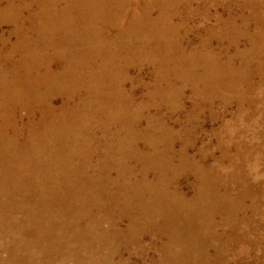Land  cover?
Instances as JSON below:
<instances>
[{
    "label": "bare ground",
    "instance_id": "6f19581e",
    "mask_svg": "<svg viewBox=\"0 0 264 264\" xmlns=\"http://www.w3.org/2000/svg\"><path fill=\"white\" fill-rule=\"evenodd\" d=\"M71 1L0 0V27L11 26L0 30V264H155L158 246V264H222L207 251L227 247L221 239L230 236H212L213 217L226 225L237 203L218 195L188 143L176 148L179 135L162 116L144 113L179 108L187 85L198 95L230 88L233 57L211 53L209 40L233 45L235 17L213 16L189 48L182 42L191 29L153 28V10L193 11V1L148 0L124 28L134 0H109L104 20L81 28L64 25ZM240 55L260 63L264 46L254 37ZM148 69L149 82L130 76ZM190 173L192 198L180 184ZM181 249L190 254L166 255ZM127 250L138 261H126Z\"/></svg>",
    "mask_w": 264,
    "mask_h": 264
},
{
    "label": "rangeland",
    "instance_id": "374dc122",
    "mask_svg": "<svg viewBox=\"0 0 264 264\" xmlns=\"http://www.w3.org/2000/svg\"><path fill=\"white\" fill-rule=\"evenodd\" d=\"M108 1H71L69 7L72 6V9L65 11L67 19L64 25L81 28V25L88 23H100L104 20V15L112 10ZM147 1L134 0V4L125 6L126 9L121 16L124 21L121 24L123 28L128 23H133L138 7ZM176 1L150 0V3L156 6L159 2L175 3ZM192 1L195 2V5L191 6L193 11L177 9L165 13L154 8L153 16L156 20L152 27L172 26L169 28L191 29L187 39L182 43L189 48H196L197 41L205 35L204 31L214 27V21L211 19L214 18L213 16L219 14L224 17L226 14H231L233 18L235 17L236 41L231 39L234 41L233 45L230 44L229 39L218 44L216 38L212 37L209 40V50L211 53H216L220 49L225 54L232 55L231 67L235 69L233 84L228 90L217 94L218 97L203 93L195 94L197 88L187 85L181 90L179 108L157 104L158 106L151 108L144 115L162 116L163 123L172 128L173 133L179 135V139L176 136L173 138L176 148L181 142L188 143V158L199 160L196 163H202L206 170L208 169L214 179L218 195L224 201L231 202L230 204L237 203L233 213L225 218L226 225L216 227L221 222L222 216L218 214L213 217L214 226L210 231L212 236L213 233L216 235L225 233L230 237L228 239L223 236L221 239L227 247L216 250L214 248L217 246L216 243V246L207 251L209 255L218 252L224 259L222 264H264V56L259 60L260 63L246 62L240 57V54L248 50L250 39L254 37L258 45L264 46V0H178L179 3L184 2L180 4ZM10 28L9 25L2 26L0 30L9 31ZM1 51L4 55L9 52L8 49ZM224 53L219 56L222 62L227 60V55ZM1 58L6 59L5 56ZM3 59L1 62L4 61ZM130 76H138L142 82H149L150 69L133 70ZM145 93L144 90L136 89V96L144 97ZM142 122L144 123V119ZM196 183L191 173L180 181L181 192L185 197L194 196ZM156 223L161 222L156 221ZM127 225L122 223L121 228L125 229ZM159 247L152 251L155 252V264L162 261L160 254H164L162 251L158 252V249H162ZM186 254L189 255L190 252L184 249L166 252L170 259L173 256L185 258ZM122 255L125 260L132 259L126 261H138L137 254L132 250L124 251ZM151 255L150 251L148 256ZM184 258L182 263L185 262ZM148 262L147 258L138 263L148 264Z\"/></svg>",
    "mask_w": 264,
    "mask_h": 264
}]
</instances>
